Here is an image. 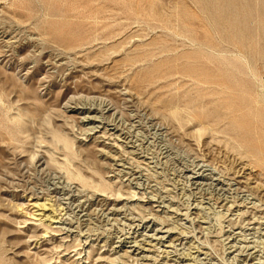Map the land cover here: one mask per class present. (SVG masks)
Instances as JSON below:
<instances>
[{
  "label": "rangeland",
  "instance_id": "374dc122",
  "mask_svg": "<svg viewBox=\"0 0 264 264\" xmlns=\"http://www.w3.org/2000/svg\"><path fill=\"white\" fill-rule=\"evenodd\" d=\"M196 69L224 78L232 117L203 101ZM81 104L133 147L91 138ZM233 160L264 185V0H0V264H264V202ZM46 194L62 211L42 237L17 207ZM142 224L177 240L119 256ZM252 243L256 260L235 247Z\"/></svg>",
  "mask_w": 264,
  "mask_h": 264
},
{
  "label": "bare ground",
  "instance_id": "6f19581e",
  "mask_svg": "<svg viewBox=\"0 0 264 264\" xmlns=\"http://www.w3.org/2000/svg\"><path fill=\"white\" fill-rule=\"evenodd\" d=\"M243 74L242 72H236L233 76L232 79H234L235 82H238L239 77H241ZM193 80V83L196 86V90L198 92H203L202 98L203 101H213L219 104L222 108H224L229 116L232 117L233 113L235 112L232 110V105L230 104L229 101V88L225 86L223 83L224 78L216 77L215 75H212L210 73L204 72L202 70H197L193 74H188ZM125 94L129 95L130 97L135 96V94L128 90H124ZM134 98V97H133ZM137 102V101H136ZM78 103V102H77ZM85 104V103H84ZM84 104H81L80 106L76 107L75 111L80 112L83 114L81 117V120L85 122V124H90L89 127L87 128V131H90V136L91 138L98 139L100 144L103 145L106 148H116L117 146L113 142H106L103 140V137L105 134L108 133V138L109 140H112V137L116 142L120 141V143L124 144V147L132 148L133 145L130 143L129 140H126L124 137H121L119 133L116 132L114 128L106 130L104 128L105 126H102L99 120V116H97L95 113H98L97 109H93L91 107H87ZM97 106V105H96ZM73 109V108H72ZM77 113V114H78ZM101 113V112H100ZM103 113V112H102ZM262 114V113H261ZM101 118V117H100ZM105 118V117H104ZM219 118V117H218ZM201 122V121H200ZM106 125V124H105ZM108 125V124H107ZM109 130L111 132H109ZM85 133V132H84ZM53 137L57 141H61L64 145L65 148L70 149V145L64 139L62 136H60L56 132H52ZM89 137V136H88ZM107 138V139H108ZM106 140V139H105ZM108 140V141H109ZM118 140V141H117ZM97 141V140H96ZM207 141V140H206ZM205 142V141H203ZM119 149V148H118ZM206 151V150H205ZM210 151V150H209ZM100 153L103 154V156L109 157L110 159L112 158L113 160H117L118 157L116 156V153L113 151H105L103 149L99 150ZM133 152V151H132ZM99 153V154H100ZM133 154V153H132ZM211 155V154H210ZM228 157V156H227ZM122 158V157H121ZM129 159V158H128ZM104 160V159H103ZM120 160V159H119ZM132 160V159H131ZM130 160V161H131ZM112 161V160H111ZM134 161V160H133ZM145 161V160H144ZM221 161V159H220ZM230 161V160H229ZM141 162V161H140ZM147 162V161H146ZM226 162V160H225ZM118 163V161H117ZM142 163V162H141ZM145 163V162H144ZM123 164V163H122ZM122 164H117L120 169H117L120 173L124 171L125 167ZM125 164V163H124ZM220 164V162H219ZM223 164V162H222ZM225 164V163H224ZM223 164V165H224ZM203 166V165H202ZM200 168V167H199ZM227 168V167H226ZM128 169V168H127ZM230 171V175L234 180H236V183L239 184L240 186L244 187L246 190H248L252 195L253 198L258 199L259 201L264 202V185L259 183L252 177V167L249 163L242 161V160H233L230 162L228 168ZM128 171V170H127ZM126 172V171H125ZM192 172V171H191ZM203 169L200 171L192 172L190 175H188V178L192 181V184H200V180L203 179V177H207L206 174L203 173ZM131 174V172H126V174ZM210 175V173H208ZM229 175V176H230ZM254 176V175H253ZM118 177V176H117ZM187 177V176H186ZM79 180L82 183H85V180L79 176ZM114 181V180H113ZM129 182V181H128ZM220 183V182H219ZM201 185V184H200ZM235 185V184H234ZM199 187V185H198ZM240 188V187H239ZM199 190V189H198ZM202 190V189H201ZM243 190V189H242ZM74 192V191H73ZM43 193V192H42ZM49 193V192H48ZM85 193V192H84ZM36 195V194H35ZM73 196V195H72ZM55 197V196H54ZM252 197V196H250ZM57 198V197H55ZM56 199L53 198V195L51 196L50 194L42 195V196H28L26 198L25 205L17 207V211L20 212L24 216L25 221L27 220H34L37 224L39 225H44L45 228L41 234V236H45L47 233H49L48 229L46 227H51L53 224L59 222L60 216H61V211H62V206H60L59 203L55 201ZM62 201V200H61ZM156 202V201H155ZM229 202V201H228ZM65 203V202H64ZM226 203V202H225ZM251 203V202H250ZM253 203V202H252ZM23 204V203H22ZM255 204V203H254ZM253 204V205H254ZM228 205V204H227ZM252 205V204H251ZM67 206V205H66ZM79 206V205H78ZM82 206V205H81ZM229 206V205H228ZM234 206L240 207L242 206L241 202L240 204H235ZM233 206V207H234ZM158 207V206H157ZM169 207V206H168ZM230 207V206H229ZM248 207V206H247ZM246 207V208H247ZM253 208L252 206H250ZM67 208V207H66ZM118 208V207H117ZM117 208H113L112 210L116 211L118 210ZM244 209V211L247 209ZM64 209V208H63ZM79 209V208H78ZM172 209V207H171ZM196 209V208H195ZM240 209V208H239ZM170 210V208H169ZM237 210V209H236ZM235 211V210H234ZM240 211V210H239ZM254 211V210H253ZM113 212V211H112ZM170 212V211H169ZM188 212V211H187ZM166 213V212H165ZM184 213V212H183ZM238 213V212H237ZM258 213V211H257ZM170 214V213H169ZM66 215V214H65ZM180 215V214H179ZM253 215L255 217H253ZM252 215V222L255 224L258 222V219H261L260 216L255 215L253 213ZM22 216V217H23ZM182 217V216H181ZM62 218V217H61ZM66 218V217H63ZM170 218V217H169ZM264 218V217H262ZM23 219V218H22ZM64 221V220H63ZM46 222V223H45ZM174 222V221H173ZM262 222V221H261ZM260 224V221L258 222ZM136 228V227H135ZM255 228V227H254ZM65 230V229H64ZM67 230V229H66ZM69 230V229H68ZM67 230V232H68ZM71 231V230H70ZM69 231V232H70ZM151 233H150V232ZM236 231V230H235ZM244 233V232H243ZM132 234V235H131ZM127 235H123V237H117L118 240L116 243L118 245L115 246L117 249L116 252H120L121 254L119 256H123L126 254H133L140 260H146L148 258L147 255L144 253L151 251L152 249H155V246L160 244L162 249L161 251L163 254L167 253L168 250H166L169 247H172L174 244V241L177 240L175 232L171 228H166L162 230L161 228H156L152 229L151 226L145 225H138L137 229ZM237 234V233H236ZM239 234V233H238ZM240 235V234H239ZM245 239V238H244ZM243 238L241 240L246 243V241ZM80 240V239H79ZM236 240V239H235ZM240 240V239H239ZM81 242V241H80ZM248 242V241H247ZM254 243V241H252ZM257 242V241H256ZM255 242V243H256ZM242 243V242H241ZM252 243V244H253ZM247 244V243H246ZM250 245V246H249ZM249 245H239L235 246L238 247V249H248L247 255L254 260H256V246L257 244H251ZM232 246V245H231ZM256 247V248H255ZM230 248V247H229ZM255 248V249H254ZM159 249V248H158ZM174 249V248H173ZM251 249V250H250ZM153 251V250H152ZM160 251V250H159ZM258 251V250H257ZM193 253V252H192ZM119 254V253H118ZM189 255V254H188ZM197 255V254H196ZM167 257V254L165 255ZM194 257L193 256H188L186 257V260L189 259L192 260ZM185 259V258H184ZM195 259V258H194ZM193 259V261H194ZM259 258H257V261L254 262V264H259L258 261ZM183 261V260H182ZM185 261V260H184ZM196 261V260H195ZM177 262V261H176ZM253 262V261H252ZM131 264V263H130ZM183 264H192V262H186Z\"/></svg>",
  "mask_w": 264,
  "mask_h": 264
}]
</instances>
